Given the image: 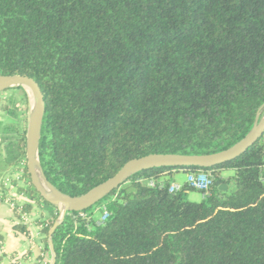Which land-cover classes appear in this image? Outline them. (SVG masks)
Listing matches in <instances>:
<instances>
[{"label":"trees","instance_id":"1","mask_svg":"<svg viewBox=\"0 0 264 264\" xmlns=\"http://www.w3.org/2000/svg\"><path fill=\"white\" fill-rule=\"evenodd\" d=\"M14 76L44 96L45 178L81 197L133 160L214 155L249 135L264 107V0H0V77ZM7 92L14 113L0 122V188L24 171L14 186L27 200L10 199L14 230L28 236L22 214L41 207L35 224L49 252L60 214L28 172L30 98ZM179 172L207 176L209 195L188 200L199 191L188 182L171 192ZM98 209L105 221L94 220ZM53 244L56 264H264V136L209 169L131 177L66 215Z\"/></svg>","mask_w":264,"mask_h":264},{"label":"water","instance_id":"2","mask_svg":"<svg viewBox=\"0 0 264 264\" xmlns=\"http://www.w3.org/2000/svg\"><path fill=\"white\" fill-rule=\"evenodd\" d=\"M18 88H23L27 92L30 100H33V113L27 129V168L32 185L45 201L58 208L61 212L59 220L49 233L48 243L52 255L51 264H56L57 257L53 244V236L63 223L66 215L71 213H82L94 208L115 190L122 187L128 179L143 171L156 168L184 169L199 167L209 169L237 159L264 136L263 107L259 111L255 125L249 135L226 151L208 156L150 155L142 159L133 160L127 163L115 177L95 187L81 197L72 198L64 195L56 187L51 185L45 178L41 169L39 147L45 116V100L41 88L29 77H0V94ZM217 185L220 187V191L229 190L228 186L221 185L220 182H218Z\"/></svg>","mask_w":264,"mask_h":264},{"label":"crops","instance_id":"3","mask_svg":"<svg viewBox=\"0 0 264 264\" xmlns=\"http://www.w3.org/2000/svg\"><path fill=\"white\" fill-rule=\"evenodd\" d=\"M13 197L19 198V202L25 199L19 194ZM34 222L35 219L28 224V236L17 233L14 230L16 218L10 204L0 202V264H48L52 261L51 251L44 250L45 236L41 227Z\"/></svg>","mask_w":264,"mask_h":264},{"label":"rangeland","instance_id":"4","mask_svg":"<svg viewBox=\"0 0 264 264\" xmlns=\"http://www.w3.org/2000/svg\"><path fill=\"white\" fill-rule=\"evenodd\" d=\"M12 95H13L12 92H7V93L1 94L0 122H9L12 114L14 113V112L10 113V112L5 111V107H9V108H11V110L13 109V107H12L13 105L9 104V102H8L9 99L12 97ZM32 113H33V100H30V109H29V113H28V124H29V120L32 116ZM23 175H24L23 170H14V171H11L9 174H7L6 178L4 179L2 188H0V199L3 198L4 194L7 196V201H3V202H10V199H12V198L16 199V197H13V196L15 194L17 195L18 192H17V187L14 186V183L17 184L18 186H23L25 183V181L23 180ZM203 176H205V175H203ZM188 177H189V175L186 172H179L173 176V179L176 181V184L182 185L188 181ZM186 198L190 201L201 202L204 199V194L200 191H190L186 195ZM17 200H19V198ZM26 200L27 199L25 198L24 200H21V201L25 202ZM5 212H7V208H6ZM34 212L36 214L35 218H34V213L32 214V216L36 221L39 218V215H41V213L43 212V209L41 207H37L34 210ZM59 214L61 215L60 210H59ZM60 215H59V218H60ZM103 217H104V215L102 213V209L101 210L98 209L94 213V220H96V221H100L101 219H103Z\"/></svg>","mask_w":264,"mask_h":264},{"label":"built area","instance_id":"5","mask_svg":"<svg viewBox=\"0 0 264 264\" xmlns=\"http://www.w3.org/2000/svg\"><path fill=\"white\" fill-rule=\"evenodd\" d=\"M191 186H193L194 188L198 189L199 191L204 192V197L209 195V186L211 185V182L208 180L207 176H189L188 177V181H187ZM181 189V185L179 184H174L171 188V192H176L179 191ZM14 212L15 210V204L8 202ZM20 212V210H19ZM33 216L30 214H26L23 213L22 214V218L21 220L26 223V224H30L33 221ZM107 219V215H105L102 219V221H105Z\"/></svg>","mask_w":264,"mask_h":264}]
</instances>
